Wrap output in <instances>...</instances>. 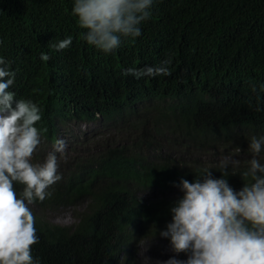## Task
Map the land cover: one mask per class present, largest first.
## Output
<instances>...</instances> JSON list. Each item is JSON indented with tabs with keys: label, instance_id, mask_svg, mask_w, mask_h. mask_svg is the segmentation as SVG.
Here are the masks:
<instances>
[{
	"label": "trees",
	"instance_id": "obj_1",
	"mask_svg": "<svg viewBox=\"0 0 264 264\" xmlns=\"http://www.w3.org/2000/svg\"><path fill=\"white\" fill-rule=\"evenodd\" d=\"M260 89L264 0H0V110L25 132L48 144L71 121L139 106L136 121L171 136L161 158L134 136L65 159L52 190L0 118L13 146L0 150V264H138L155 237L184 264H264ZM79 204L71 224L51 221Z\"/></svg>",
	"mask_w": 264,
	"mask_h": 264
},
{
	"label": "clouds",
	"instance_id": "obj_2",
	"mask_svg": "<svg viewBox=\"0 0 264 264\" xmlns=\"http://www.w3.org/2000/svg\"><path fill=\"white\" fill-rule=\"evenodd\" d=\"M110 56H115V53L111 52ZM125 68L126 67H121V70H120V68L118 69V75L122 78H127L126 72H123V69H125ZM261 91L264 92V90H261ZM241 95H243V107H244V109L250 112V114H248V115L255 116L256 115V105L258 103V101H257V90L245 91V93L241 94ZM245 110H243V111H245ZM140 115H141V109L139 106L135 107L134 113L132 115L124 114L122 116V118H120L119 114H114V115H110V116L105 117V116H101L99 113L95 112L92 120L76 119V121H71L70 123L64 125V127L61 129L60 135L58 136L57 140H55V142L44 144V143H42L43 140L41 138H39L38 136L36 138V135H34L35 131L33 133H31L30 131L25 132L22 128H24L26 126L23 125V123L21 121H19L17 119V117L12 115L8 110H6V109L0 110V118L2 119V121L8 122L14 126L10 129V132H9L11 139L14 140L13 141L14 146L20 150L21 155L25 158L26 162H31L36 167L41 166V162L36 161V156H37L38 151H40V150L45 151L50 146L53 147L54 145H56V143L58 142L61 135L64 136L65 134L66 135L69 134L70 127L78 126L79 124L92 125L95 123H101V124H104L107 129H109V128L117 129V128H119V123L122 122L120 127H123V126L129 127V125H130L131 126V127H129L130 129H135V128H137V126L135 127L134 123H137L136 119L138 120V117H140ZM241 123L245 124L244 121H241ZM262 124H263V122H262ZM260 126H262V125H260ZM261 133L264 135V124H263V127L261 129ZM134 136H138V138L140 140H146V141L150 142L151 146L148 147L147 151H146L149 160H151L155 156L158 158H161V156L164 155L167 151V143L169 142V140H171V136L169 134H163V135L157 136L156 134H154L153 131H151V133L148 137L146 135H144L142 132H137ZM99 138L101 139L102 143H104V145L103 146L98 145V148H94L90 152L82 153L80 155V157H88L89 158L92 156L93 157L97 156V158H98L102 153L105 152V148H107L109 146L117 145V144H111V141L108 139V135L106 133H104L103 135H100ZM139 139H135V140L129 139L131 141H129V140L128 141H129V144H131L132 142H138ZM75 141L70 140L69 145L71 146V144ZM29 143H32V146H29ZM118 144H120V143H118ZM0 150H2L4 152L5 151L10 152V153L13 152L12 144L1 133H0ZM29 150H31V151L29 152ZM224 158L225 159L229 158V156L224 157ZM62 159L63 160L66 159L64 157V154L62 155ZM32 160H34V162H32ZM227 161H229V162H227ZM227 161H224V162L226 164H229L232 162L233 167H235V165L237 167V165H238V163L236 161H230V159H228ZM51 167H58V166H56L54 164H50V168ZM59 173H60V171L58 168V170L54 174H52V172H51V176H49V175L44 176L43 175L44 180L46 181L47 188H50L53 190L51 185L55 182V179ZM59 179H60V176L58 177L57 182L59 181ZM209 188H211L216 195L222 196V194H225L223 192L224 187L210 185ZM52 190H50V191H52ZM153 193L154 192H152L151 194H153ZM148 195L149 194H145L143 196L147 197ZM65 209L69 213V215L71 216V219H72L71 223L74 221V219L71 215V212H73L74 214H77V213L81 214V215L84 214V206L81 204H79L77 207L70 206V207L64 208V210ZM137 222H139V221H137ZM65 225H68V224H65ZM4 236L6 237V235H4Z\"/></svg>",
	"mask_w": 264,
	"mask_h": 264
},
{
	"label": "rangeland",
	"instance_id": "obj_3",
	"mask_svg": "<svg viewBox=\"0 0 264 264\" xmlns=\"http://www.w3.org/2000/svg\"><path fill=\"white\" fill-rule=\"evenodd\" d=\"M140 118V117H138ZM152 131L149 122L141 124L137 121V128L130 129L127 126L119 127L117 129H107L104 124L95 123L92 125L79 124L78 126L70 127L68 135H64L59 138L56 145L47 148L45 151H38L36 161L41 162L43 167V175L51 176L50 164L60 166L64 168L66 162L62 159V155L70 161V159L80 156L82 153L90 152L94 148H98V145H104L100 135L106 133L111 144H123L129 139L133 138L137 132H142L147 137ZM70 140H73L71 146ZM32 146V143H29ZM31 150H29L30 152ZM232 156L222 159L232 161ZM229 162V161H227ZM51 221L57 224L65 225L70 224L72 219L69 213L65 210H59L55 215L50 217ZM136 262L138 264H184L185 258L180 256L178 252L166 245L158 237L155 238H143L140 239L136 246Z\"/></svg>",
	"mask_w": 264,
	"mask_h": 264
},
{
	"label": "water",
	"instance_id": "obj_4",
	"mask_svg": "<svg viewBox=\"0 0 264 264\" xmlns=\"http://www.w3.org/2000/svg\"><path fill=\"white\" fill-rule=\"evenodd\" d=\"M121 124H122V122H121V123H119V127L121 126Z\"/></svg>",
	"mask_w": 264,
	"mask_h": 264
}]
</instances>
